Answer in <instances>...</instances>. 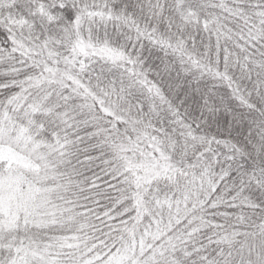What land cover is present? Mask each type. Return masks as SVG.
<instances>
[{"label": "snow or ice", "instance_id": "1", "mask_svg": "<svg viewBox=\"0 0 264 264\" xmlns=\"http://www.w3.org/2000/svg\"><path fill=\"white\" fill-rule=\"evenodd\" d=\"M0 264H264V0H0Z\"/></svg>", "mask_w": 264, "mask_h": 264}]
</instances>
